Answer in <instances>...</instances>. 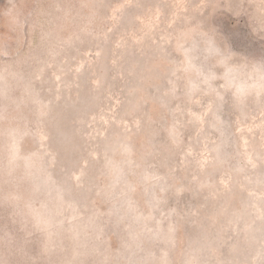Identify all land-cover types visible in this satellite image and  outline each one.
I'll list each match as a JSON object with an SVG mask.
<instances>
[{"label": "rangeland", "instance_id": "rangeland-1", "mask_svg": "<svg viewBox=\"0 0 264 264\" xmlns=\"http://www.w3.org/2000/svg\"><path fill=\"white\" fill-rule=\"evenodd\" d=\"M2 159L0 264H264V0H0Z\"/></svg>", "mask_w": 264, "mask_h": 264}, {"label": "trees", "instance_id": "trees-1", "mask_svg": "<svg viewBox=\"0 0 264 264\" xmlns=\"http://www.w3.org/2000/svg\"><path fill=\"white\" fill-rule=\"evenodd\" d=\"M4 162L5 161L2 159L0 161V166L4 165ZM19 167L22 168L23 165H19ZM49 172H51V171L48 170L47 172H43L41 175L45 178L47 176V174H49ZM32 184H34L33 186H37L34 183V181L32 182ZM59 187H60V185H59ZM85 188H88V187H85ZM74 189H75V186H72L70 188H66L65 192H63V194H62L63 197L67 196L68 194H71L70 191H74ZM18 191L19 190H13V192L9 196H6L4 194H0V202H2V201L4 202L6 200L5 202H8V204L11 206V208L15 212L20 214L18 216H15V215L13 216L12 214H10L9 217L4 218L5 221H2V222H3L4 228H5V234H4V236H2V238L6 239V240H8L9 238H16L15 242H17L19 247L27 248L28 246H26V243H25L27 240V237H26L27 232H29V231L31 232L32 229L37 226L38 219L35 218V216H34V218H32V217L30 218L23 213L24 208L22 206V203H19L17 201L18 193H19ZM34 192H37V190ZM56 193H57L56 190L51 191L52 197ZM11 197H13L14 200ZM9 198H11V199H9ZM80 201H81V199H80ZM80 201L78 202L79 204L77 203L79 207L81 206ZM65 209H66V207H65ZM124 209L125 208L120 206V204L113 202L112 211L118 216V218L123 216L122 214L124 212ZM33 214H36V212H34ZM130 216L134 217L133 214H130ZM118 218L110 220V224H111L112 228L117 229L118 232L121 233V235H123L124 232H126V233L129 232V224L128 223H122ZM147 229L148 228H146V231H147ZM188 229L190 230V228H188ZM95 233L97 234L98 231L92 230V231L87 232L86 238L91 240L92 237L94 236L93 234H95ZM154 234H156V236H159V237L161 236L159 234V230H157V229L155 230ZM43 235L44 234H40L39 240H42L41 238ZM145 235H148V232H145ZM147 237L148 236H145V238H147ZM198 240H199V238H198ZM200 240H203V239H200ZM211 240H216L217 241L216 244L218 243V245L221 244V242L218 241L215 236H212ZM96 242H98V244H103L102 239H101V237L99 238V236H98V241H96ZM8 246H9V244H7L6 242H4L0 246V263L3 262L4 256L8 253V249H9ZM53 248H55L54 251L53 250L51 251L53 256L58 258L61 261V263H63V264H64V262H66L68 264H105V262H107V258L109 259V255H107V253H106L108 251V249L103 245L102 246L97 245L94 247L91 244L87 245L85 247V251L87 252L89 250V253H88V256H86V257L81 256L79 253V250H77V252L79 254V255H77L78 260L72 259L71 256H69V252L71 250L69 242H66L63 244L55 242V245L53 246ZM80 250H83V249H80ZM75 252H76V250H75ZM127 254L129 256H132V259H133L128 264H145L148 260L147 259L148 256L145 253H141L139 255H136V254H134V252L129 251V252H127ZM201 254L204 258L203 263H207L209 261L207 259V257L211 256L209 247L203 249ZM22 256L24 258V259H22V261L24 262L22 264H34L35 260H37L36 258H34L32 256H30V258L25 257V255H22ZM39 258H42L44 260L46 258L47 261H49V262H55V260L53 259L54 257H52L51 255L50 256L41 255L38 257V259ZM85 258H86V260H85ZM230 262L232 264H235L236 259L233 258V259H231Z\"/></svg>", "mask_w": 264, "mask_h": 264}]
</instances>
